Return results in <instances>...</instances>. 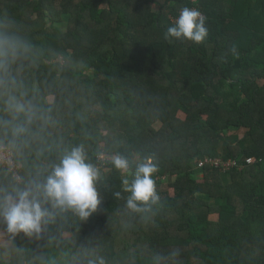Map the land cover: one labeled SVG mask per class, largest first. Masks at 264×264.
Returning a JSON list of instances; mask_svg holds the SVG:
<instances>
[{
    "label": "trees",
    "instance_id": "1",
    "mask_svg": "<svg viewBox=\"0 0 264 264\" xmlns=\"http://www.w3.org/2000/svg\"><path fill=\"white\" fill-rule=\"evenodd\" d=\"M184 7L206 17L198 45L164 38ZM0 145L20 175L0 166V211L74 147L99 200L83 219L44 204L31 235L0 215V264H264V0H0ZM149 159L157 199L130 208Z\"/></svg>",
    "mask_w": 264,
    "mask_h": 264
},
{
    "label": "clouds",
    "instance_id": "2",
    "mask_svg": "<svg viewBox=\"0 0 264 264\" xmlns=\"http://www.w3.org/2000/svg\"><path fill=\"white\" fill-rule=\"evenodd\" d=\"M209 35L206 17L195 7H184L175 19V23L168 27L164 35L166 40H187L193 44H200ZM10 107L16 111H23L24 104L12 98ZM115 168L127 171L129 161L117 155L112 161ZM156 171L151 160H145L135 168V178L123 181L125 191L130 193L128 206L136 208L137 202L156 200L152 174ZM98 170L86 162L82 147H74L52 166L51 172L42 183L33 184L21 192L18 197L8 198L7 206L0 211V215L10 233L23 232L31 235L41 231V224L50 214L43 208L44 204H51L54 208L70 209L79 217L87 218L95 211L99 203L95 190ZM99 264H104L101 259Z\"/></svg>",
    "mask_w": 264,
    "mask_h": 264
},
{
    "label": "built area",
    "instance_id": "3",
    "mask_svg": "<svg viewBox=\"0 0 264 264\" xmlns=\"http://www.w3.org/2000/svg\"><path fill=\"white\" fill-rule=\"evenodd\" d=\"M176 17L173 18L172 21L175 22ZM115 156L117 155H108V154L101 152L98 155V159L100 160V162L105 163L108 160L113 161ZM254 161H255L254 157L246 158L247 163H252ZM204 164H209L225 172V171H228L232 166H235L237 162L235 159H231V158L224 160L218 157H205L198 161L199 167H202ZM0 166L12 171L14 177L18 181L20 180V175L18 172L19 167L14 161V153L12 149L7 145H0Z\"/></svg>",
    "mask_w": 264,
    "mask_h": 264
},
{
    "label": "crops",
    "instance_id": "4",
    "mask_svg": "<svg viewBox=\"0 0 264 264\" xmlns=\"http://www.w3.org/2000/svg\"><path fill=\"white\" fill-rule=\"evenodd\" d=\"M10 197L13 198L12 196H9V198ZM214 214H216V213H214ZM13 251H14V246L6 238L4 231L0 228V252H1L0 253V259L8 258L12 254Z\"/></svg>",
    "mask_w": 264,
    "mask_h": 264
},
{
    "label": "rangeland",
    "instance_id": "5",
    "mask_svg": "<svg viewBox=\"0 0 264 264\" xmlns=\"http://www.w3.org/2000/svg\"><path fill=\"white\" fill-rule=\"evenodd\" d=\"M49 99H51V98H49ZM156 126H158V124H156ZM240 134H241V132H240ZM210 218L213 219V220H217V219H218V214H212V215L210 216ZM0 253H1V252H0Z\"/></svg>",
    "mask_w": 264,
    "mask_h": 264
}]
</instances>
